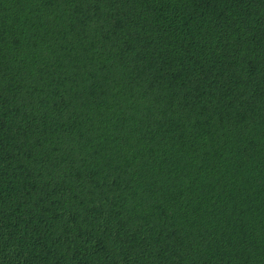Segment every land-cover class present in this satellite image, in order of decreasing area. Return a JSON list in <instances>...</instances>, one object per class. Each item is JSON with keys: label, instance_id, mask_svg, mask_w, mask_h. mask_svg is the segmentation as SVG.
<instances>
[{"label": "trees", "instance_id": "1", "mask_svg": "<svg viewBox=\"0 0 264 264\" xmlns=\"http://www.w3.org/2000/svg\"><path fill=\"white\" fill-rule=\"evenodd\" d=\"M0 264H264V0H0Z\"/></svg>", "mask_w": 264, "mask_h": 264}]
</instances>
